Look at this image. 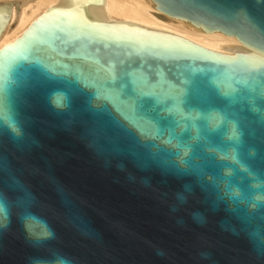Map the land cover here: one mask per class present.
<instances>
[{
	"label": "water",
	"instance_id": "water-1",
	"mask_svg": "<svg viewBox=\"0 0 264 264\" xmlns=\"http://www.w3.org/2000/svg\"><path fill=\"white\" fill-rule=\"evenodd\" d=\"M151 1L264 53V0ZM102 5L58 0L0 47V264H264V57Z\"/></svg>",
	"mask_w": 264,
	"mask_h": 264
},
{
	"label": "bare ground",
	"instance_id": "bare-ground-1",
	"mask_svg": "<svg viewBox=\"0 0 264 264\" xmlns=\"http://www.w3.org/2000/svg\"><path fill=\"white\" fill-rule=\"evenodd\" d=\"M58 0H0V47L17 40L32 19L57 6ZM151 0H103L96 15L106 21L140 22L146 29H160L181 34V40L193 41L200 47L218 53H240L264 57L263 52L248 47L234 36L217 30H202L201 25L160 12Z\"/></svg>",
	"mask_w": 264,
	"mask_h": 264
},
{
	"label": "snow or ice",
	"instance_id": "snow-or-ice-1",
	"mask_svg": "<svg viewBox=\"0 0 264 264\" xmlns=\"http://www.w3.org/2000/svg\"><path fill=\"white\" fill-rule=\"evenodd\" d=\"M56 104L59 105V106H67L68 104V101L65 99V97L63 96H57V99H56ZM167 124V128H164V127H161V129H159V135L163 136L165 131H168L169 129H171L173 127V125L176 123L175 121H172V122H165ZM9 127L11 128V131L12 132H16L17 131V125L14 121H12L10 124H9ZM232 138L234 140L238 139V133L235 129H233V132H232ZM180 139V147H182L184 149V157H187L190 153V150L191 148L193 147L191 144L189 143H186L183 138H178ZM181 163L182 164H185V165H188L190 164V161L187 160V159H183L181 158ZM238 195V194H237ZM0 198H3V200H6V197L4 195V193H0ZM264 199V198H262ZM10 205H8V210L4 211V215H5V218H7L9 215H10ZM3 223L0 222V227H3ZM44 236H48L50 235V233H48L47 231H45L43 233Z\"/></svg>",
	"mask_w": 264,
	"mask_h": 264
},
{
	"label": "clouds",
	"instance_id": "clouds-1",
	"mask_svg": "<svg viewBox=\"0 0 264 264\" xmlns=\"http://www.w3.org/2000/svg\"><path fill=\"white\" fill-rule=\"evenodd\" d=\"M7 206L3 200V198H0V213H3L4 211H6ZM59 264H69V261L67 259L61 258L59 260Z\"/></svg>",
	"mask_w": 264,
	"mask_h": 264
}]
</instances>
